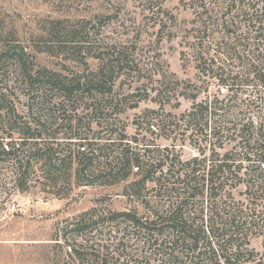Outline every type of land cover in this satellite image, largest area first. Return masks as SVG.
<instances>
[{
  "label": "trees",
  "instance_id": "obj_1",
  "mask_svg": "<svg viewBox=\"0 0 264 264\" xmlns=\"http://www.w3.org/2000/svg\"><path fill=\"white\" fill-rule=\"evenodd\" d=\"M183 4L195 15L189 34L196 69L212 75L231 94L221 100L193 97L191 110L180 121L191 130L189 138L196 139L200 156L205 153L202 146L212 144L225 150L222 156L182 161L176 148L153 149L138 138L133 139L140 146L135 149L124 133L106 144H99L95 133L84 137L83 121L72 119L76 109L68 114L59 108L91 105L88 112L96 114L102 134L113 136L103 131L109 124L105 105L120 62L99 51L95 71L65 76L56 64H37L17 29L6 27L0 17V161H12L13 180L22 192L34 181L60 198L67 196L63 188L72 192L79 187L121 186V196L135 203L133 210L114 211L103 199L97 200L64 228L71 238L103 229L109 235L122 232L121 238L128 232L143 239L138 252L149 253L139 264H264V253L257 259L247 248L253 237H260L264 250V0ZM57 23L49 24L41 37L45 47L37 49L55 60L66 54ZM71 42L73 54L86 56V43ZM247 87H253L249 94ZM22 97L39 104V109L29 111L32 121L15 103ZM156 126L149 123L148 131ZM6 140L10 141L5 144ZM60 140L75 141V149L62 147ZM241 185L245 202L229 203ZM63 238L67 256L79 264H125L127 245L120 240L84 245L68 243L66 233Z\"/></svg>",
  "mask_w": 264,
  "mask_h": 264
},
{
  "label": "rangeland",
  "instance_id": "obj_2",
  "mask_svg": "<svg viewBox=\"0 0 264 264\" xmlns=\"http://www.w3.org/2000/svg\"><path fill=\"white\" fill-rule=\"evenodd\" d=\"M183 1L190 0H0V17L6 27L17 29L18 36L29 47L37 64L48 67L56 64V69L65 76L95 71L100 61L94 57L99 51L113 54L115 61L120 62L113 77L111 97L105 105L109 124L103 131L113 133V136L102 134L96 114L88 112L91 105L65 104L59 108L69 111L68 114L71 109H76L72 119L83 121L81 135L93 136L95 133L93 138L99 137L98 143L106 144L118 140L119 136L114 135L124 133L126 143L135 149L140 146L133 139L138 138L143 141L141 144H151L153 149L176 148L182 161H188L199 155V144L196 139L189 138L192 132L186 130L180 119L191 110L193 97L197 96L199 101L207 97L221 100L231 93L212 75L201 74L196 69L190 50L193 39L189 34L195 15ZM52 21L58 22L64 43L62 49L66 53L56 60L37 53L38 48L45 47V40L41 37ZM71 41L86 43L89 48L84 50L86 56L73 54ZM252 89L247 87L245 91L249 94ZM247 96L243 95V98H249ZM15 103L27 114L31 108L39 109V104H32L28 98L15 99ZM28 117L32 121L34 116L29 113ZM149 123L159 127H151L152 132H149ZM176 124L179 125L176 129L169 127ZM60 142L62 147L71 145L75 149V141ZM204 147L205 153L199 155L200 158L214 155L217 159L225 151L218 144ZM228 149L230 147L226 146ZM12 165L11 160L0 161V264H79L66 254L65 233L68 243L109 245L108 239L120 240L127 245L123 257L125 264L126 257L129 264H139L141 257L149 256L144 251L138 252L143 239L128 235V232L121 238L122 232L114 230L109 235V230L103 229L75 239L70 237L69 229L64 230L99 199H103L102 203L110 207L109 210H133L136 205L121 196V186L79 187L72 192L63 188L61 193L67 196L60 198L45 193L42 184L34 181L27 191L22 192L13 180ZM245 198V189L241 185L233 190L229 203L245 202ZM138 211L145 213L139 207ZM247 248L257 259L264 253L260 237H253ZM101 252L104 253L105 249Z\"/></svg>",
  "mask_w": 264,
  "mask_h": 264
}]
</instances>
